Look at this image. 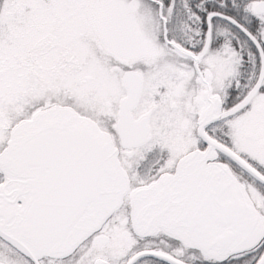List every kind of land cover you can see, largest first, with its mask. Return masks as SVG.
Here are the masks:
<instances>
[{
  "label": "snow or ice",
  "instance_id": "snow-or-ice-1",
  "mask_svg": "<svg viewBox=\"0 0 264 264\" xmlns=\"http://www.w3.org/2000/svg\"><path fill=\"white\" fill-rule=\"evenodd\" d=\"M0 264H264V0H0Z\"/></svg>",
  "mask_w": 264,
  "mask_h": 264
}]
</instances>
